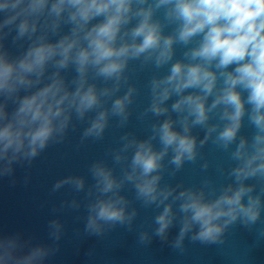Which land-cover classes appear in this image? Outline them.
Returning <instances> with one entry per match:
<instances>
[{"label": "clouds", "instance_id": "obj_1", "mask_svg": "<svg viewBox=\"0 0 264 264\" xmlns=\"http://www.w3.org/2000/svg\"><path fill=\"white\" fill-rule=\"evenodd\" d=\"M9 37L22 49L18 55L6 47ZM177 45L184 51L173 62ZM131 61L156 69L170 65L149 81L145 109L165 118L151 125L145 139L121 137L113 152L120 176L97 160L87 189L86 177L69 175L52 191L69 185L85 192L89 236L101 237L116 226L131 231L138 213L121 194L126 184L143 206L160 209L153 232H140L142 244L153 237L169 242L177 226L169 243L181 252L186 238L216 245L237 223L252 230L264 213V0H0V178L14 177L17 165L30 166L51 143L63 142L73 117L88 119L82 143L102 139L110 117L126 125L137 89L117 93L128 82ZM68 69L75 73L70 80ZM245 117L254 130L250 138L239 135ZM214 118L218 122L211 123ZM196 127L205 132L199 141ZM209 139L230 152L231 182L219 189L209 180L199 188L161 185L170 153L175 176ZM80 206L73 198L60 209ZM47 228L48 243L23 232L0 233V264H47L59 251L64 224L51 219ZM257 237L264 239V227Z\"/></svg>", "mask_w": 264, "mask_h": 264}]
</instances>
